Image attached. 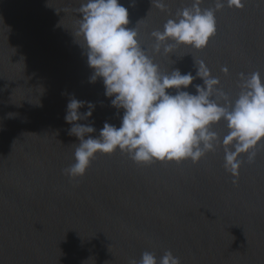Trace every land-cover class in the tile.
I'll list each match as a JSON object with an SVG mask.
<instances>
[{
  "label": "water",
  "instance_id": "95a60500",
  "mask_svg": "<svg viewBox=\"0 0 264 264\" xmlns=\"http://www.w3.org/2000/svg\"><path fill=\"white\" fill-rule=\"evenodd\" d=\"M82 2L0 0V264H129L146 251L157 260L171 251L180 264H264V141L253 162L241 154L233 184L220 146L225 120L209 128L215 150L198 163L142 164L117 150L97 153L81 177L65 174L79 143L65 121L69 100L95 105L80 121L95 127L93 137L123 116L102 78L90 82L77 35ZM159 2L163 9L157 0H120L160 71L195 77L186 91L203 86L200 61L220 82L210 99L225 108L240 94L241 73L264 80V0H243L242 9L222 0L216 33L200 50L152 35L196 0Z\"/></svg>",
  "mask_w": 264,
  "mask_h": 264
},
{
  "label": "clouds",
  "instance_id": "9594fccd",
  "mask_svg": "<svg viewBox=\"0 0 264 264\" xmlns=\"http://www.w3.org/2000/svg\"><path fill=\"white\" fill-rule=\"evenodd\" d=\"M200 2L196 0L192 9H183L178 18L168 19L163 31L153 32L157 42L171 40L197 50L205 48L216 33L215 12L224 3L216 0L215 9L201 10ZM156 6L164 8L159 0ZM227 6L242 9L244 2L227 0ZM78 12L77 35L82 37L80 44L86 49L87 62L93 70L90 82L102 78L105 96L111 98L113 107L123 110V116L119 127L106 121L99 135L93 137L95 127L80 121L92 116L95 105L71 98L65 121L71 125L69 135L79 143L74 152L75 163L64 169L65 174L81 177L97 153L110 155L117 150L142 164L180 163L186 159L198 163L207 152L215 150L216 133L209 128L225 120L228 132L220 146L224 147L225 170L236 184L243 163L239 157L246 154L248 162H253L255 148L264 141V80L260 73H241L238 98L234 105L222 107L210 99L214 90L220 92L216 87L220 82L210 75L204 61H200L196 73L203 80V86H196V94L186 91L195 79L190 72L160 71L141 47L137 29L128 27L129 12L120 0H83ZM169 51L171 46L165 47V52ZM222 71L227 73V67ZM85 106L88 111L81 113ZM129 264H180V260L171 251L159 260L146 251L139 262L131 259Z\"/></svg>",
  "mask_w": 264,
  "mask_h": 264
}]
</instances>
